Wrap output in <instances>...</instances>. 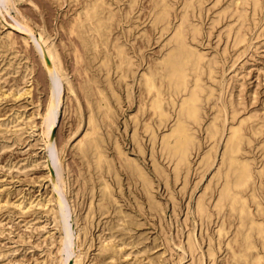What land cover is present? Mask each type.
Segmentation results:
<instances>
[{
  "label": "rangeland",
  "instance_id": "obj_1",
  "mask_svg": "<svg viewBox=\"0 0 264 264\" xmlns=\"http://www.w3.org/2000/svg\"><path fill=\"white\" fill-rule=\"evenodd\" d=\"M138 1L130 14L122 17L120 23L113 26L115 30L112 34L118 30L120 38L125 41L126 46H130L128 50L133 54L134 61L127 80L118 79L111 67L110 80L115 92L119 94V99L105 85V71L98 70L94 64L96 62L93 65L91 62L86 64L90 78L96 77L98 85L101 88L104 86L109 100L111 99L113 112L110 120L103 119L102 113L97 112V121L99 126L102 125L99 128L100 142L109 160L110 170H107L109 168L106 162L102 169L95 167L91 156L80 152L77 144L88 126L86 114L89 108L80 88V82L84 78L81 69L83 63L74 59L73 52V45L77 44L81 49L83 47L78 38L72 33L69 34L67 29L77 9L76 0L0 2V48L4 46L0 49V264H107L105 259L108 264H235L231 248L227 244L228 237L234 231L232 227H235V219L229 215L227 208L219 216L213 209L212 202L216 187L220 183L217 168L220 165L223 137L228 127L238 123L243 117L248 121L250 118L256 119V122L264 115V0L257 10L260 13L256 12V16L254 15L255 19L250 16V6H246V12L251 18L248 21L250 25L245 29V39L237 42H233L226 32L227 27L235 23L232 13L237 0L195 1L190 18L200 26V30L191 43H196L195 46L206 57L215 56L218 59L214 79H206L207 84L214 88L216 96L214 95L213 100L204 101L201 121L193 125L195 146L189 154L186 169L183 168L178 175L173 170V162L160 147V137L169 131L168 127L174 120L171 113L174 112L167 105L170 116L159 122L149 109L145 112L138 109L140 102L145 99V92L138 82V73L146 65H153L167 49L170 28L174 25L172 22H178L177 15L182 9L180 1L183 3V0H176L177 5L173 4L167 29L152 24L150 0ZM119 3H114L113 6L118 7ZM221 12L223 14L220 15ZM39 34L47 39L45 44L57 54L58 62L62 66L57 72V77L60 74L59 86L62 89L56 94L61 102L59 100L58 103L56 99L58 109L56 107L55 121L50 130L48 128L51 127L41 120L50 96V63L44 57L38 42ZM26 38L29 40L26 41ZM85 56V59L90 60L89 55ZM67 74L68 77L65 76ZM127 81L132 92L130 98L127 96ZM88 97L91 103H96L95 95ZM230 99L237 111L234 115L236 118L232 117ZM216 102L221 104L224 114L226 112L227 124L224 122L226 129L223 135L220 134L222 121L218 119L219 132L214 138L208 136L206 124L217 111L214 105ZM135 113H138L137 121L133 118ZM150 117L154 138L150 130L146 131L143 126ZM246 136L250 137V141H245L242 153L252 163L255 191L264 209V128L261 132L247 133ZM48 145L52 148L54 146L57 156V160L54 159L51 163L52 167L48 166ZM117 146L130 158V163L125 155L120 156ZM209 152L212 153V159L206 162ZM136 166L144 172L147 171L146 175L150 176L148 186L144 187L136 172ZM260 168L261 175L258 173ZM90 170H95V173ZM260 181L263 182L262 185L259 184ZM105 182L113 190L109 194L103 192ZM94 188L96 190H92ZM55 192L59 193L63 204L65 202L64 207L67 205L65 210L68 217L65 223L69 230V246L65 252L58 251L64 231L57 214ZM200 196L207 198L211 212L207 216L209 220L206 216L201 218L197 212L196 203ZM262 216L264 217V213ZM222 222L228 227L232 222V226L227 234L223 233L219 237L218 228ZM187 235L196 245L193 254L188 251V245L186 246L189 238ZM105 245L110 247L105 250ZM258 249L264 252L260 244Z\"/></svg>",
  "mask_w": 264,
  "mask_h": 264
},
{
  "label": "bare ground",
  "instance_id": "obj_2",
  "mask_svg": "<svg viewBox=\"0 0 264 264\" xmlns=\"http://www.w3.org/2000/svg\"><path fill=\"white\" fill-rule=\"evenodd\" d=\"M1 1L2 0H0V2ZM178 1H180V0H178ZM195 1H199V0H183V3H182V1H180L182 4V9L180 12H178V15H177L178 16V22L173 23L171 20L172 24H174V25L171 26L172 28H170L171 29L170 38H169V45H168L167 49L164 51L162 56L155 63H153V65H146L145 69H143L141 73H138L140 75L138 82H139L140 86H142V91L145 92V97H143L145 99H143L142 102H140L138 109L141 112H145L146 110L149 109L151 112V115L153 117L157 118L159 122H163L165 118H168L170 116V111L167 109L168 108L167 105L171 106L172 111L174 112V113H171L174 115V117H173L174 120L170 124V127H168L169 131H167L166 133H164L162 135V137H160L161 138V141H160L161 146L160 147L162 148L161 150L166 155V157H168L169 160H171L173 162V164H174L173 170H174L176 175L180 174L181 171L183 170V168H185L187 166V164L189 163V154L192 153L191 150L194 148L195 143H196L195 142L196 135H195V132L193 131L194 130L193 125L197 124V123L199 124L201 121L204 101L205 100L208 101V100L212 99L215 95L214 88L212 86H210V84H207L206 79H214V74L216 72V68L218 67V59L215 56L206 57L205 53L200 51L195 46L196 43L194 45L191 43L193 40H195V38H196L197 34H199V30H200L199 29L200 26H198L197 24L192 22V20L190 18V14H191L190 12L193 10V8L195 6ZM261 1L262 0H237L238 3L234 8V12L232 13L234 16L235 23L230 24L227 27V31H226L228 36L232 37L233 42H237V41L245 39V37H244L245 29L247 28L248 25H250L249 19H251V18L255 19V16H256L255 13L261 7V4H262ZM76 2H77V9L74 8V9H76V11H75L71 21L68 23L67 29H68L69 34L72 33L76 38H78L79 43H81V45L83 47V49H81L77 44H75L76 41H75V43L73 42L75 44V45H73L74 46L73 52H74V56H75L74 59L76 61H80L83 63L81 69H82V73L84 74V78L80 82V88H81L84 96L86 97L85 101H87L86 103H87V106L89 108L88 113H87L88 115L86 114L88 126L85 125L87 128H86L85 132L82 133L83 135L81 136V138L79 139V143H77V144H79V148L81 150L80 152L85 153L84 155L88 154L89 156H91V159H92L91 161L94 162L95 167H97L98 169H102L104 162H106L108 165V168H109V166H110L109 160L107 159L105 153L103 152L104 149L102 150V146H101L102 143L100 142L101 138L99 135V131H101V130H99V128L102 125L99 126V123L97 121V112L102 113L103 119H109L110 120L111 114L113 112V108L110 104L111 99L109 100L107 93H106L108 91L104 90V88H103L104 86L101 88L98 85V81H97L96 77L90 78L86 64L88 63V65H89V62H91L90 64L96 62V63H94V64H96L95 67L100 71L101 70L103 72L105 71V80H106L105 85L110 89V91H112V93L115 95V98L119 99V94L117 92H115L116 89L113 88V85H112L111 80H110V74H111L110 70L112 68L114 69L113 71L117 74L116 76L118 77V79L127 80L126 79L127 74H128V72L132 71V68L134 67V66L132 67L134 61H133V54L130 53L128 50V48L130 46L129 47L126 46L127 44H125V41H123L120 38V36L118 34V30H117V32L115 31V34H112V32L115 30V29H113V26L116 24H119L122 17L123 18L127 17L139 1L138 0H76ZM117 2L122 3L121 5L123 7L120 5V3H119L118 7L117 6L114 7L113 4L114 3L117 4ZM175 2H176V0H150V8L152 11L151 14L153 17L151 20H152V24L154 26H161L162 28H165V29L168 28L169 23H170L171 11L173 8V4ZM75 5H76V3H75ZM175 5H177V4L175 3ZM247 5H249L250 8L249 7L248 8L251 9V14H250L251 18H249L250 16L247 14L246 9H245ZM119 10H121V13H119ZM257 13H260V12H257ZM221 14H223V13L221 12L220 15ZM172 16H173V14H172ZM177 16H176V18H177ZM174 18H172V19H174ZM145 33H147V32H145ZM74 36H73V39H74ZM9 37H10V35H9ZM7 38H8V36H7ZM1 40H3V39H1ZM28 40L26 38V41H28ZM46 40L47 39H43L42 35L39 34L38 42H39V44L43 50L44 57H46L47 61L50 63V65H48L50 96L48 97L49 101L47 100L46 110H45L44 116L42 117L41 120L45 121L46 122L45 124H47L48 127H51V128H48L50 130L53 127L52 124L54 123L55 117H56V107L58 106L57 101H58V103L61 102V99L59 97H58V99L56 98L57 97L56 94H58V90H60V88H61L60 87L61 83L59 82L60 74L57 77V72L59 71V67L61 68L62 66L58 62V58L56 56L57 54H55L54 51H52L50 49L51 47L49 48L47 43L45 44V42H47ZM2 46H1V48H2ZM11 46H13V45H11ZM34 47L38 48L36 46H34ZM71 48L72 47H70V49ZM55 49H56V46H55ZM56 52H58V50ZM41 55H42V53L40 54V56ZM85 55H89L88 57L90 60H88L87 58L85 59V57H86ZM58 57H59V55H58ZM60 60H61V58H60ZM76 61H74V62H76ZM61 64H63V63L61 62ZM77 65L78 64H76L75 68H77ZM63 68L65 69L66 67H63ZM78 68H80V67L78 66ZM89 70H91V69H89ZM28 71H29V69H28ZM100 73L103 76V73L102 72H100ZM65 76L68 77V74ZM137 78H138V76H137ZM65 80H66V77H65ZM65 80H64V82H65ZM103 80H104V78H103ZM128 83L129 82L127 81L126 90H127V96L130 98V93H132V92H130L131 88L129 89L130 84H128ZM65 84H68V83H65ZM71 85H72V83H71ZM74 85H75V83H74ZM16 92H17V90H16ZM16 92H14V93L16 94ZM74 92L77 93V91H73V93ZM11 93H13V92H11ZM25 93H26V91H25ZM17 94H19V93H17ZM91 94L93 96L95 95V102H96L95 104L91 103V100H89L88 95H91ZM220 94H222V92ZM220 94H219V96H220ZM3 95H5V94L3 93ZM109 96H111V95H109ZM56 99H57V101H56ZM59 100H60V102H59ZM215 101H216V99H215ZM230 101H231V102H229L231 104L230 110H232L231 112H232V117H233L234 115H236L237 111H235L236 109H235L233 100L230 99ZM224 103H225V101H224ZM222 104H223V102H222ZM214 105H216L217 111L214 112L215 114L213 117L211 116L212 119L210 120V122L206 124L207 125L206 130H207L209 137L216 138V136L219 132V125L218 124H219L220 119L222 121V122L220 121L222 123V129L220 131V134L223 135L224 129H226L225 128L226 125L224 126L226 112L224 114V111H223L224 109H223V107L220 106L221 104L219 105L216 102ZM77 107H78V105H77ZM57 109H58V107H57ZM76 109H78V108H76ZM16 113L18 114V112H16ZM138 113L134 114L133 118L135 119V121H137V119H138ZM12 114H14V113H12ZM230 116H231V114H230ZM24 117H27V116H24ZM11 118L13 119V117H11ZM18 118H23V117H18ZM243 118H241V120L239 119L238 123L231 124L228 127V130L226 132L225 137H223L221 135L224 138V143H223L222 152L220 153L221 156L219 157V159H220L219 164L220 165L217 168V178L220 179V183H219V186L217 185L218 188L216 187L215 195H214L215 198L212 202V205L214 207L213 209L216 211V213L219 214V216H220L221 212H223L225 210V208H227V212L229 213V215L235 219V224H234L235 227L234 228L232 227V229H234V231H232L233 234H231L232 238L227 236L229 239L231 238L230 240L227 239L228 240L227 244L231 248V249L230 248L229 249L232 251V257L236 261L235 264L236 263L237 264H240V263L241 264H264V252L263 251L260 252L258 249V244H260L262 246V249L264 248V217L262 216V214L264 213V209H263V204L261 203L260 198L255 191V186H254V177L255 176L253 175L254 171H252V169H253L252 163L249 159L245 158L243 156L244 153H242V151L244 149L245 141L246 140L250 141V137L246 136V134L247 133H252V134L258 133V132H261L263 130V128H264V115L262 116L260 121L257 120L256 122H254L256 119L250 118L249 119L250 121H248L247 118H244V119ZM10 119L8 121H10ZM15 120L17 121V119H15ZM15 120H14V122H15ZM104 121H106V120H104ZM227 121H228V119H227ZM19 122H20V119H19ZM102 122H103V120H102ZM26 123H28V122L26 121ZM43 124H44V122H43ZM45 124H44V126H45ZM225 124H227V123L225 122ZM31 125H32V123H31ZM27 126H28V124H27ZM143 126H144V129L146 131L150 130L152 137L154 138L155 132H154V128L151 125V117H150V120L144 122ZM27 130H29V129H27ZM44 131L48 132L47 130H44ZM49 133H51V132H49ZM45 134H47V133H45ZM51 142H53V140ZM154 142H155V140H154ZM50 145H48V148H47V150H48L47 155L50 159V161L48 162L49 167L51 166V163H53L54 159L57 160L56 159L57 156H55L56 153H54L55 148H54V146L52 148ZM104 145H105V143H104ZM262 146H264V144H262ZM106 148H105V150H107ZM117 148H118V152L120 153V156L122 154L125 155V153H123L121 151L119 146H117ZM212 148H214V145H212ZM215 150L217 151V148ZM81 159H82V157H81ZM125 159L127 160L128 163H130V158L127 157L126 155H125ZM206 159H207L206 162H208L209 160L212 159V153L211 152H209L207 154ZM203 161H205V160H203ZM56 162H58V161H55V163ZM121 162H120V165H121ZM133 162H134V160H133ZM48 166H47V168H48ZM54 166H55V164H54ZM90 168H92V167H90ZM97 168H95V170ZM87 169L89 170V168H87ZM93 169H94V167H93ZM135 169L137 170L136 172H138L139 177L142 179L144 187L148 186L150 180L148 178L149 175L148 176L146 175L147 171L144 172V170L138 166H136ZM156 169H158V168H156ZM107 170H110V168ZM90 171L94 172L93 170H90ZM258 171L257 172L261 175L262 168H260ZM101 172H102V170H101ZM109 172H110V174H112L111 171H109ZM108 173H107V175H108ZM97 174H100V173H97ZM105 174H106V172H105ZM259 174L257 176H259ZM57 175H58V173H57ZM89 175H91V174H89ZM103 177L104 176H102V178ZM98 178H99V176H98ZM54 180H55V178H54ZM104 181H105V179H104ZM56 183H57V181H56ZM109 183H111V182H109ZM262 183L263 182L260 181L259 184L262 185ZM261 185H259V186L262 187ZM60 186H61V184H60ZM60 186H59V188H60ZM101 188H100V191L102 190ZM92 190H96V189L94 188ZM110 191H113V190L110 189L109 184L107 182H105L103 192H108V194H109ZM59 192H60V189H59ZM55 193H56L55 201H56V205H57V214L59 217L60 226L63 228V229L62 228L61 229H62V231H64V233L61 235V242H60V246H59L58 251L62 250V252L63 251L65 252L68 250L67 248L69 246L68 245V243H69V230H68V227L65 223V219H66V217H68V216H66V210H65V207L67 205L64 207L65 202L63 204L60 196L58 195L59 193L58 194H57V192H55ZM202 196H200V198L197 200L196 209H197V212L201 218H203V216H206V218H208L207 216H209L211 214V212L209 211V208H208L209 206L207 205V201H206L207 198L205 199ZM109 197H110V195H109ZM109 200H110V198H109ZM252 203H254V204L251 205ZM209 204H211V203H209ZM100 206H101V204H100ZM91 207H93V206H91ZM67 209H68V207H67ZM54 212H55V210H54ZM208 220H209V218H208ZM230 226H232V222L230 223ZM230 226L229 227L224 226V223L222 222V224L219 225V228H218V232H219L218 236L220 237V235H222L223 233L227 234L228 230L231 228ZM79 229H80V227H79ZM188 235H187V238L189 237ZM228 235H229V233H228ZM220 240H221V238H220ZM187 245L189 248L188 251L193 254L194 246H196V245L193 244V240L191 239V237H189L187 239L186 246ZM109 247L110 246L105 245L104 249L106 250ZM210 247H211V245H210ZM211 250H209V251H211ZM81 252H79V253L81 254ZM72 253H73V251H72ZM186 253L189 254L188 252H186ZM105 254H107V252ZM113 254H115V253H113ZM209 254H210V252H209ZM109 255H112V254H109ZM199 256H200V254H199ZM67 257H68V255H67ZM195 257H197V256H195ZM114 258H116V257H113V259ZM228 258H229V256H228ZM202 259L203 258H201V260ZM99 260H97V262ZM63 261H64V259H63ZM74 261H76V260H74ZM105 262L108 264L106 259H105ZM111 262H112V260H111ZM62 263H64V262H62ZM72 264H73V262H72Z\"/></svg>",
  "mask_w": 264,
  "mask_h": 264
}]
</instances>
